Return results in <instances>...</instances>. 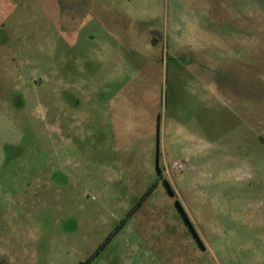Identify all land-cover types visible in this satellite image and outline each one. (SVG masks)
I'll return each mask as SVG.
<instances>
[{"label": "rangeland", "instance_id": "obj_1", "mask_svg": "<svg viewBox=\"0 0 264 264\" xmlns=\"http://www.w3.org/2000/svg\"><path fill=\"white\" fill-rule=\"evenodd\" d=\"M0 264H264V0H0Z\"/></svg>", "mask_w": 264, "mask_h": 264}, {"label": "built area", "instance_id": "obj_2", "mask_svg": "<svg viewBox=\"0 0 264 264\" xmlns=\"http://www.w3.org/2000/svg\"><path fill=\"white\" fill-rule=\"evenodd\" d=\"M175 166H178V164H177V163H175Z\"/></svg>", "mask_w": 264, "mask_h": 264}, {"label": "trees", "instance_id": "obj_3", "mask_svg": "<svg viewBox=\"0 0 264 264\" xmlns=\"http://www.w3.org/2000/svg\"><path fill=\"white\" fill-rule=\"evenodd\" d=\"M152 190V189H151ZM149 192H151V191H149ZM149 194V193H148Z\"/></svg>", "mask_w": 264, "mask_h": 264}]
</instances>
